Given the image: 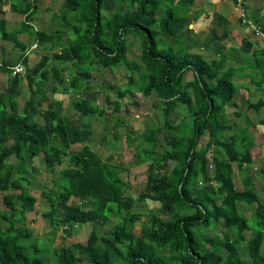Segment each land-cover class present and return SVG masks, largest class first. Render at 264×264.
Returning a JSON list of instances; mask_svg holds the SVG:
<instances>
[{
	"label": "trees",
	"instance_id": "trees-1",
	"mask_svg": "<svg viewBox=\"0 0 264 264\" xmlns=\"http://www.w3.org/2000/svg\"><path fill=\"white\" fill-rule=\"evenodd\" d=\"M9 1L19 4L18 12L24 15L20 29L12 32L4 9ZM181 1L114 0L115 8L107 11L104 0H65L53 17L54 30L48 33L28 20L39 11L35 0H0L4 14L0 36L20 49L19 59L0 62V74L6 78L5 86L0 83V264H258L264 245V200L249 174L242 178L244 190H237L232 175L234 162L247 173L253 144L240 132L227 135L233 124L221 119L238 89L235 79L244 66L251 65H235L236 59L228 52L212 61L189 53L179 34L189 19ZM214 17L212 33L219 40L227 39L231 20L220 12ZM254 21L264 34V14ZM68 25L73 31L68 44L59 52L52 51V56L42 55L30 68L27 48L32 42L43 51L55 50ZM161 31L178 34L175 44L179 46H162ZM19 32L34 39L24 43ZM134 46L140 50L137 57ZM254 46L250 39L243 40L241 61L243 55L257 56L256 69L264 74V48ZM19 62L25 74H14ZM95 64L128 70L126 85L103 88L114 110L121 109V99L134 91L154 94L163 102L161 128L172 133L165 137L168 147L158 149L160 127L142 134L131 128L127 132L139 161H149L146 186L137 198L127 193L125 168L109 163L85 143L92 129L73 127L61 114L64 101L48 94L49 85L54 93L76 94L70 103L75 110L83 115L95 112L97 107L83 97L91 90ZM67 70L69 78L64 75ZM23 81L29 96L20 107L16 94L22 92ZM260 81L264 84V77ZM179 104L187 114L173 123L169 116ZM251 105L259 110L264 100ZM39 112L43 122L37 118ZM205 136L208 140L202 144ZM76 144L81 147L73 149ZM40 155L55 174L49 184H43L41 194L50 202L43 213L53 227L50 234L62 226L73 229L90 221L102 222L108 230L93 228L87 241H76L73 246H54L53 235L47 240L34 237L27 214L36 210L38 201L31 187ZM62 164L66 165L58 170ZM74 198L80 207L59 216ZM147 201L149 212L143 219L137 206ZM242 202H256L255 214L242 215ZM138 224L141 234L136 232ZM218 225L221 233L211 235Z\"/></svg>",
	"mask_w": 264,
	"mask_h": 264
},
{
	"label": "rangeland",
	"instance_id": "rangeland-1",
	"mask_svg": "<svg viewBox=\"0 0 264 264\" xmlns=\"http://www.w3.org/2000/svg\"><path fill=\"white\" fill-rule=\"evenodd\" d=\"M35 1L39 6V11L33 17L28 19L29 22L33 24L38 30H44L48 33L52 32L54 30L53 17L57 16V12L62 10L65 0ZM225 1H229V3H226ZM181 2L185 6L184 14L189 16L188 22L186 23L184 29L179 33L184 40L187 51L189 53L202 54L205 58L207 57L210 61H212L218 52L216 45L222 44L226 46V44L228 45L230 42V46H232L231 48L235 49L233 52L231 51L233 58L236 59L233 63L235 65H241L250 62L249 64L252 67V70L247 73V70H245L246 67L244 66L242 71L239 72V75L243 76L244 78L246 75H250L251 81L254 79V83L261 82L260 79L264 77V74L262 70L256 69L255 61L257 56L251 54L250 57H247L243 55L244 61H241V56L238 53L240 52L239 46L242 45L243 40L246 38H251L254 45L257 46H254V48H264V34L260 29L254 30L253 27L255 25V27L260 28L254 20L264 14V0H245L243 3H241V0L239 3H236L235 1L232 2V0H182ZM18 6L19 4L11 3L10 1L4 6V9L6 10L5 17L8 21L7 28L11 32L13 30H19L21 23L24 20V15L18 12ZM104 6L107 11L114 9V0H104ZM236 6H241L244 8V11H246V17L254 23V25H248L242 21L243 25L245 24L249 26L245 27L246 31L243 30L245 25L243 26L240 22V19L237 18L238 16H241L242 10L238 15V11L235 10ZM233 11L235 13H232ZM215 12H220L226 16L232 14L236 17L237 15L236 18L233 17L234 21L230 24L231 34H234V36L230 37L231 40L228 38L229 42L217 39L211 31V26L214 24ZM2 16H4V14L0 12V17ZM249 29L252 31H249ZM66 31L67 33L62 38V42H58L55 50L51 51L41 50L37 43L32 42L34 39L33 36L27 33L19 32L17 34L18 38L24 43L32 42V44L27 48L30 68H32V66L40 60L42 55L48 54L52 56V51L59 52L63 49V46L68 44V38L73 33L72 27L68 25L66 27ZM159 35L162 46H169V44H174L175 47L179 46L178 44H175L177 39L176 36H178V34L172 36L168 32L161 31ZM136 47L137 46H134L135 57L140 55V50ZM211 49L216 54L212 53ZM19 50L20 49L15 47V43L13 41L2 39L0 36V62L4 61V58L19 59ZM59 64L61 66L62 63H57V65ZM20 65L16 66H19L18 68L20 69V72L25 74L26 68L23 65V67ZM65 65L72 67L69 64H63L62 66ZM68 72V70L64 72V75L68 74ZM91 73L93 74L91 80V90L85 92L83 97L90 101L93 106L97 107L95 112H92L88 115H83L80 111L75 110L70 103L76 94L61 90L54 93L52 92V85H49L47 88L48 94L51 99L57 98L64 101L65 108L61 114L70 119V123L73 127H85L92 129V133L85 143L102 155L103 158H105L109 163L125 168L122 175L128 183L127 193L137 198L139 194L144 191L146 186L149 161L142 163L139 161L135 155V142L132 143L128 141L127 132L128 129L131 128L136 134H142L145 133L149 128L160 127L157 137L158 149L162 150L163 148L168 147L165 137L172 136V133L165 130L164 128H161L165 120V116L162 111L163 102L154 94L145 96L143 93L134 91L121 99V109L114 110V105H110L106 102V95L103 91V88L105 91H107L106 89H109L110 86H112L111 84L118 86L126 85L128 83V70L124 66H119L115 70H110L109 68H103L101 65L95 64L91 68ZM68 76L69 75H66V77ZM0 77L1 80H3L0 81V83L2 86H5L3 74H1ZM138 78L139 76L137 75L136 79ZM244 78L237 77L235 82L238 83L241 80H244ZM262 82L264 83V81ZM23 85L24 88L22 89V92L20 94H16L20 103V107L25 104V101L29 96L27 82L23 81ZM112 94L119 97V93L117 92H112ZM240 97L242 96H240V94L237 92L234 97L236 102ZM231 101L227 103L223 114L221 115V119L224 123L232 122V120L236 118V115H234V106ZM46 105L47 102H45V106ZM42 107L40 106L38 109L41 110ZM100 109L105 110L104 114L101 113ZM186 114L187 111H185L183 104H179L176 109L170 113L169 119L173 123H177ZM37 118L43 122L42 114L40 112L37 114ZM207 140L208 137L205 136L202 138L201 143L205 144ZM80 147L81 144L73 145V149H79ZM253 161L252 168L250 169L249 167L247 173H243L241 170H239L237 167V162H234V171L232 175L234 177L237 190H244L245 186L242 182V178L244 175L249 174L253 178V181L256 185L258 196L260 199H263L264 194L261 188L264 185V179L259 177L260 174L258 173V169L254 167L257 164L255 162L256 159L254 158ZM36 164L38 171L34 174V182L31 188L38 197V201L36 204V210L30 211L27 214V222L29 226L34 229L33 235L35 238L47 240L53 235L54 246H73L76 241H87L93 228H98L100 232L109 229V227L102 222L90 221L84 225L79 224L73 229L68 226H62L55 230L51 235L50 231L53 227L43 216V213L49 209L50 202L43 198L41 194L43 184H49L55 174L52 173L46 166L43 160V155H40L38 158H36ZM65 165L66 164L59 165L57 169L60 170ZM211 168L212 165H209V170ZM199 178H201V176ZM149 203V201L146 203H138L140 206H137V209L142 212L143 219L146 218L145 214L149 212ZM17 205L20 206V202H17ZM240 206H242L240 213L244 216L254 215L257 208L256 202L251 204L242 202V204L240 203ZM79 207V200L74 198L70 204L61 208L58 215L64 216L68 209L77 210ZM136 232L141 234L140 224L137 225ZM210 232L211 235L220 234L221 226H216ZM248 232L250 233V231ZM241 251L246 253L245 248H242ZM262 256H264V245L262 247L260 258L258 259V264H260Z\"/></svg>",
	"mask_w": 264,
	"mask_h": 264
},
{
	"label": "crops",
	"instance_id": "crops-1",
	"mask_svg": "<svg viewBox=\"0 0 264 264\" xmlns=\"http://www.w3.org/2000/svg\"><path fill=\"white\" fill-rule=\"evenodd\" d=\"M233 1L234 0H232V2ZM225 2L229 3V1H225ZM239 2H240V0H239ZM243 9L244 8H242L241 6L235 7V10L238 11V15L240 14L241 10L243 11ZM250 10H252V9H250ZM248 11H249V9H248ZM232 13H235V12L233 11ZM234 15H236V14H234ZM227 17L231 20V23H233V21H234L233 17L236 18L237 15L235 17L231 14ZM237 18L240 19V22L243 25V22L241 21V16H238ZM245 27H249V26L245 25L243 28L244 31H246ZM249 31H252V30L249 29ZM231 36H234V34H230L228 38H230ZM228 38L225 40H222V41L229 42ZM230 40H231V38H230ZM250 40H251V38H250ZM221 45H216V48H218V52H217V55L215 56V58H213V59L219 58L223 52L231 53V51L233 52V50H235V49L231 48L232 46H230V42L228 45L226 44V46H224V45L221 46ZM241 46L242 45L239 46L240 51H241ZM235 47H237V46H235ZM212 53L216 54L213 50H212ZM240 53L241 52H239L238 54L240 55ZM18 65H20V64H18ZM245 67H246L245 70H247V73H249L252 70L251 66H245ZM1 74H3V73H1ZM1 74H0V76H1ZM3 78L6 80L4 75H3ZM238 78H244V77L239 75ZM0 81H3V80H1V77H0ZM237 84H238V89H237L236 93L238 92L240 94V96H242V97H240L239 100H237V102H236V99L234 98L235 95H234L232 101L230 100L234 106V115H236V118L233 119L232 122L226 123L227 125L233 124V128H231L230 130L227 131V133H229L227 135L236 134V132H240L243 134V136H248L251 139V142H249L250 144H253L252 145L253 147L251 149V154H252V158L253 159L255 158L256 159L255 162L257 163L256 166H254V167L258 169V173L260 174L259 177H262V179H264L263 178L264 177V107H262L258 110L251 105L253 103H256L258 100H261V99L264 100V84H262L261 82L254 83L253 80L251 81L250 75H246L244 80H241ZM258 84H262L263 86H260ZM230 101H228V102H230ZM227 103H226V105H227ZM243 129H246V130L243 131ZM244 139H245V137H244ZM252 162H254V161H252ZM251 168H252V165H251L250 169ZM261 189H262V192L264 194V185L262 186ZM256 190L257 189H255V191ZM256 193H257V191H256ZM261 200H264V198Z\"/></svg>",
	"mask_w": 264,
	"mask_h": 264
},
{
	"label": "built area",
	"instance_id": "built-area-1",
	"mask_svg": "<svg viewBox=\"0 0 264 264\" xmlns=\"http://www.w3.org/2000/svg\"><path fill=\"white\" fill-rule=\"evenodd\" d=\"M241 16H242L244 22L249 23V25H254V23L250 19L246 18V11H244V9H243V11L241 13ZM253 27H254V30H259V28L255 27V25ZM20 66L23 67L22 65H20ZM18 67L19 66H16L15 68L13 67L14 74L17 73V72H20V69Z\"/></svg>",
	"mask_w": 264,
	"mask_h": 264
},
{
	"label": "clouds",
	"instance_id": "clouds-1",
	"mask_svg": "<svg viewBox=\"0 0 264 264\" xmlns=\"http://www.w3.org/2000/svg\"><path fill=\"white\" fill-rule=\"evenodd\" d=\"M241 18H242V16H241ZM247 18V17H246ZM242 20H243V18H242ZM260 29V28H259Z\"/></svg>",
	"mask_w": 264,
	"mask_h": 264
}]
</instances>
